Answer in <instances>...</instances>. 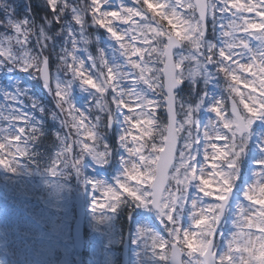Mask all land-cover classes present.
Segmentation results:
<instances>
[{"label": "snow or ice", "instance_id": "1", "mask_svg": "<svg viewBox=\"0 0 264 264\" xmlns=\"http://www.w3.org/2000/svg\"><path fill=\"white\" fill-rule=\"evenodd\" d=\"M111 3L112 0H90V3L86 5H78L72 0H47L56 24L63 25L62 17L67 12L71 15V23L76 26L74 28L65 26L59 30L62 33L66 32V46L62 48L64 54L59 59L71 73L72 79L68 80L63 88L57 81L55 96L58 98L57 108L62 115L66 114L69 118L60 120L62 127L67 128L70 125L71 129H75L78 137L84 135L83 139L71 143L68 142L71 131L65 136L58 135L57 138L63 148L57 153V159L53 160L50 167L46 169L48 175L57 177L63 169L71 168L77 176L83 177L80 165L85 156L92 157L97 163H106L110 155L109 146L104 144V150L99 151L95 143L90 145L87 140L101 139L97 128L102 118H106L104 126L110 128L119 114L124 125L119 135L120 145L128 153L129 158L138 156L139 161L122 159L125 165L124 179L117 181L118 187L107 186L103 181L91 182L92 189L102 193L106 198L104 203L95 200L94 204H99L101 209L106 208L111 212H116L119 206L128 200L139 207L154 208L159 214L161 223H164L166 219L165 228L169 237L166 239L163 235L155 233L150 236L153 255H159L160 261L166 260L163 250L170 245L172 264H264V158L256 161L262 169L261 172L253 173V176L258 179L251 182L243 192L244 199L249 203L245 205L239 202L236 205L237 218L233 224L237 231L231 233V238L227 242V251L218 254L215 250L217 229L225 214L233 188L240 178V161L246 154L254 122L264 121V0H246V2L241 0H195V2L192 0H165V2L135 0L139 7L121 3L118 9L108 10ZM0 12L4 14V19H0V27L5 28L6 32L0 35V66L29 71L35 78L42 79L44 87L51 91L49 60L43 54L51 37L43 27H38L27 20L16 21L14 10L8 4V0H0ZM149 13L152 15L149 16ZM245 13H255L260 17V21L249 19L244 15ZM89 14L92 24L106 29L110 37L119 45V48L115 49V52H119V56L114 55L112 60L106 59L105 51L99 49L101 69L107 71L105 74L101 70L95 79L91 73L85 74L82 70L85 60L76 55L77 45L81 41L85 44L89 43L85 37L86 17ZM134 17H139L143 22L135 20ZM157 17L167 21L170 27L165 29L156 19ZM209 17H211L213 32L219 25L220 36L223 38L222 47H218L214 41L208 39ZM114 21L129 27L120 29ZM239 32L254 37L260 42V46L253 50L248 40L238 35ZM149 33H151V40ZM77 36L80 37L79 40ZM126 36L127 43H125ZM33 37L39 49L35 54L29 48ZM138 38L142 41L141 47L136 46ZM13 43L18 46L19 52H14ZM69 43L71 50L67 47ZM185 44L189 46L188 55L179 54V58L176 59L173 49L183 47ZM237 48H242L250 54L248 63H242L236 59L243 53L237 52ZM145 54L150 58L149 60L145 59ZM117 57L123 58V64L116 62ZM132 57H138V59H132ZM88 59L92 62V67L96 68V58L89 54ZM257 60L259 63H256ZM156 62L163 63L164 68L162 70L155 68ZM185 62L193 64L194 67L185 72ZM150 64L153 66L150 67ZM210 66H215L217 73L223 74L226 80L230 77L234 82L227 84V91L229 95L234 93L235 97H239V103L234 97L232 98L230 116L225 114L223 98L217 100L210 109L218 118V123L210 120L203 132L204 160L209 159L207 148H211L213 163L210 166L215 170L217 169L215 161L223 160L226 162V168L213 172V176L220 178L218 181L220 188L216 194V200L219 203L204 204L200 196L189 197V188L194 184L204 197H211L214 194L208 187L212 181L204 178L203 165L197 168L196 156L193 154V144L197 138L192 137L191 131L188 133L190 139L184 143L183 148L177 150L178 133L184 130L185 124H197L193 117L200 104L185 106L180 102V108L186 107V110L184 120L180 122L179 127L176 126L177 113L174 106L177 102L175 90L185 80L195 82L201 77L207 79L211 75ZM126 69L138 70V74L133 77V86L128 88L121 84L122 81L129 79L130 72ZM147 73L151 75H146ZM238 73H247L251 79L244 77L242 80ZM77 80L82 87L94 90L91 91L92 101L95 102L92 107L103 114L96 115L95 123L86 124L88 117L85 112L78 109L70 99L72 83ZM141 82L146 85V88L138 91L135 85ZM241 83L249 91L241 92L239 87ZM157 89L166 90L164 103L169 114L168 134L164 137L165 146L159 148L156 145L152 146L153 151L158 152L159 155L146 157L143 155L144 146L140 145L139 141L152 134L151 126L155 123V119L152 111L147 109L154 105L159 106V101L150 98L147 93L149 91L154 93ZM109 90L112 93L111 104L115 105V113L108 101L104 99L105 93ZM24 95L26 93L18 89L16 94H6V99L11 103L19 104L22 101L18 97ZM28 99L33 108L43 111L31 97ZM202 102L201 100L200 103ZM11 103L9 105L11 116L4 119L23 121L29 130L24 138V147L14 146L8 135L3 137L4 142H0V150L6 147L9 149L8 153L0 154V165L15 174L19 166L17 156H29V141L36 142L39 135H42V131L37 124L32 123L28 113L12 108ZM240 105L243 106V110ZM123 109H127V113H124ZM136 109L140 111L137 112ZM56 118L59 119L57 116ZM219 125H222V128ZM26 127L21 126L16 129L11 134L12 139L21 141L26 133ZM130 128L140 130L141 135L139 137L132 135ZM128 136H131L132 142L139 146L129 147ZM214 140H223L225 143L221 147L212 142ZM73 145L79 146L80 152L69 163L66 157L64 159L61 157L65 153H72ZM61 164L63 167H58ZM129 180L135 181L136 186H130ZM169 181H175V191L169 186ZM83 182L89 183L87 180ZM124 193L126 197L122 199ZM188 202L191 204L192 225L198 231L191 228L185 230L180 226V216ZM256 205L259 207L256 208ZM197 207L200 209L199 212L195 211ZM93 210L97 211L96 207H93ZM252 229H256L259 235L252 232ZM148 231L150 230L140 229L139 236L145 237ZM178 244L187 248L189 257L187 261L178 259L183 252V249L177 246ZM157 249L160 250L159 254Z\"/></svg>", "mask_w": 264, "mask_h": 264}, {"label": "rangeland", "instance_id": "2", "mask_svg": "<svg viewBox=\"0 0 264 264\" xmlns=\"http://www.w3.org/2000/svg\"><path fill=\"white\" fill-rule=\"evenodd\" d=\"M159 2H165V0H159ZM241 2H246V0H241ZM108 10H113V8L110 7ZM244 15H246L249 19H253L257 22V19L255 18V13H245ZM224 23H227V21H224ZM114 24L120 29L125 28L123 24L119 26L116 21H114ZM100 31L105 36L108 42L107 48L105 50V58L112 60L114 58V55L119 56V52H115V49H118L119 45H117L116 42L110 37V35L106 32V29L100 28ZM238 35L244 36L242 32H239ZM125 40L128 41L127 36L125 37ZM136 42L138 44V47L142 46L139 44V42H141L139 38ZM250 46L253 48V50L256 49V46L251 45V44ZM236 51L243 52L242 56H238L236 57V59H239L242 63L249 62L246 56V50L242 48H237ZM78 55L81 58L79 52H78ZM132 59H138V58L132 57ZM116 62L123 64V58L120 59L117 57ZM233 66L235 67V65ZM82 70L85 71V74H89V69L86 66H84V69ZM148 74L149 73H147L146 75ZM238 74L241 75L242 80L244 77L248 78V76H246L245 73H238ZM248 79H251V78H248ZM57 81L60 82L58 79L55 81V88H56ZM122 82L121 84L123 86V84L126 83L127 81H122ZM239 87H240L241 92L246 93L247 91H249V89L243 86V83H241ZM6 94H10V90L7 91L4 95L2 96L0 95V108L4 109L3 111L4 114H6L9 111V103H8V100L6 99ZM148 94H150V91L147 93V95ZM111 95L112 93L109 96L110 107L113 109V112L115 113V105L111 104ZM132 99L134 100L135 98H132ZM76 107L82 111V106L79 107L78 105H76ZM136 111L139 112L140 110L136 109ZM123 112L127 113V109H123ZM210 120H212L211 116L208 118V120H205L203 124L201 125L200 128L203 132L205 131V127L208 125V122ZM86 124H88L87 121H86ZM123 127L124 125L122 123V118L120 117L119 114H117V119H116V122L113 123V128H115L114 131H116V136L118 140H119V135L123 131ZM130 131L132 135H135L138 137L141 135V132L138 129L130 128ZM5 135H8V138H10L11 129L9 128L3 129L2 126L0 125V142H4L3 137ZM253 136H254L253 140H254V145H255V150H256V151L254 150L256 158L257 160L260 158H264V151H262V147H264V145H262V141H264V127H261L255 130ZM83 138H84V135L83 137L80 136V139H83ZM78 139L79 138L76 137V140ZM129 139H131V136L128 137V146L131 147V145H129L130 143ZM62 148H63V145H60V148L59 149L57 148L55 150V153L61 152ZM121 148L123 150V154L119 158L120 170L118 174V180L124 179L123 170H124L125 165L122 163V159H125V160L130 159L132 162H134L132 157L129 158L128 153L125 151V149L123 147ZM8 151L9 149L6 147L4 150H0V154H6L8 153ZM185 151L187 152L188 150H185ZM204 151H205V147H204ZM67 155L68 153H65L64 156L61 157V159H64L65 157L68 158ZM96 165H100V163H97L92 157L86 156L85 164L83 167V177H82V180L80 181L82 182L83 187L88 186V190H89L88 202L86 206V217H87L86 224L89 230H91L95 234H98L97 236L93 234V238L96 241L90 247L91 260L89 261V264H101V259L103 258L101 246L103 247V245L107 241H111V239H113L111 236L104 235L105 226H109V216L102 213L103 209L100 208L99 204H94L95 200H99L101 203H104L102 193L95 192L91 187V182L103 181L102 175H100V173L97 171L95 167ZM201 165H203L204 167V178L208 179V175H207L208 169L203 161H201L200 164H197V168L199 169ZM0 170L2 173V177L0 180V204L2 206L1 212H0V261H2V264H37V258L38 257L40 258V254L49 255L53 253L55 250H60L62 254V258L60 257L59 264H73V257L74 255L75 257H77V254L73 252V246L71 245V242L69 240L70 236H68L69 229L71 226V221L73 217L68 212V210H71L70 196H69V199L67 197L63 198V196L68 195V192L66 191V187L63 188V195L60 191L62 190L60 186L56 185L52 188L53 193L51 194V197L54 196V199H56L57 196L62 195L61 198H58L56 200L57 204L52 205V207L59 211L64 210L66 212V215H65L64 221L60 225H58L56 229L54 230L52 229L51 231V233L53 234L52 241L43 242L41 239L39 228L36 225V222L39 220L38 214L35 213V215L31 217V220H29L27 218V215L32 209V204L27 201L25 196L21 197L17 193V192H22V188H23V181H22L21 176L13 175V173L9 172L7 169H4L2 165H0ZM261 171H262L261 167L257 164V162H255V164L251 167L248 181L245 184V189L251 182H254L256 179H258L257 177L253 176V173L261 172ZM84 180H87L89 183L85 184L83 182ZM172 182L174 183V186L171 185V188L173 191H175V188H176L175 181H172ZM128 183L130 184V186H132L130 181H128ZM104 184L107 186H110L106 183ZM243 203L245 205L248 204L245 202ZM93 207H96L97 211H94ZM42 208H43V205H42ZM136 208L139 212H141V214H140L139 219H137V222L135 224L134 229L132 230V233L130 234V264H143L142 262L145 261L146 258L149 259L147 254L152 251L150 236L154 233L155 234L157 233L153 229L150 228L147 222V218L145 214L143 213L144 212L143 209H147V208L139 207L137 205H136ZM54 215L55 217H57V213H55ZM42 217L44 218V216ZM236 218H237V214H236V207H235L233 212L231 213L230 224H231V229H234L237 231L236 227L233 224V221ZM170 226L171 225H169V227ZM140 229H145V230H150V231L146 232L145 237H140L139 236ZM189 229L190 228H187V227L185 228V230H189ZM245 231H248V230H245ZM225 251H227V248L223 249V252ZM235 255H239V254H235ZM244 255L246 256L247 254H244ZM51 256H53V254H51ZM105 261H106V258L103 259L102 263Z\"/></svg>", "mask_w": 264, "mask_h": 264}, {"label": "trees", "instance_id": "3", "mask_svg": "<svg viewBox=\"0 0 264 264\" xmlns=\"http://www.w3.org/2000/svg\"><path fill=\"white\" fill-rule=\"evenodd\" d=\"M69 27V24L68 23H66V24H63L62 25V27ZM62 34H65V33H62ZM38 97V96H37ZM47 100H48V104H49V106H50V108H51V110L53 111V113L55 114V115H57L58 117H60V115H58L59 113L56 111V109H55V107H54V105H53V103L51 102V100L50 99H48L47 98ZM41 101V103H43L44 104V102H43V100H40ZM56 112V113H55ZM52 139H53V137L52 136H50V141H52Z\"/></svg>", "mask_w": 264, "mask_h": 264}]
</instances>
